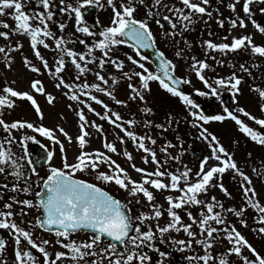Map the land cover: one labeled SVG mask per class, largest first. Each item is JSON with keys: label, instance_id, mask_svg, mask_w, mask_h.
<instances>
[{"label": "snow or ice", "instance_id": "1", "mask_svg": "<svg viewBox=\"0 0 264 264\" xmlns=\"http://www.w3.org/2000/svg\"><path fill=\"white\" fill-rule=\"evenodd\" d=\"M29 4H34V7L29 8ZM105 6L111 9L110 23L97 32L94 26L85 22V9ZM211 6L212 0H104L103 3L101 0H0V16L9 14L6 10L10 9V17L14 21L13 26L0 20V29H3L0 30V54L5 67L12 69L14 54L24 49L23 41L17 37H26L32 57L38 63H34L28 55H22L24 66L37 77L47 75L52 78L53 86L63 90L62 94L76 103L77 107L69 104L68 108L76 113L79 129L73 137L62 126L53 129L42 122L5 119V114L17 107L18 100H27L38 119L43 121L44 112L34 94L44 95L49 104L55 97L46 90L41 79H32L29 90H18L7 82L0 89V129L3 131L0 136V178H3L0 182V229L6 230L11 237L13 264H168L167 258L171 253L162 250L160 244L191 253L185 256L186 264H237L236 260L230 259L233 256L239 258V264H264V254L229 219L234 216L240 225L247 228L246 213L254 209L252 218L260 226L251 230L264 238V202L253 178L241 170L234 153L225 148L205 126L230 118L240 132L264 146V132L249 126L239 113L261 128H264V118L251 115L243 107L234 111L227 105L223 107L222 114H205L201 105L182 88V85L191 84V80L187 76L176 75L177 63L163 50L157 49V38L152 30V24L164 30L166 23L168 29L163 31V36L171 39L179 36L184 39L185 48H191V42L184 38V33L194 30L201 21L207 25L213 18L209 10ZM254 7L264 16V0H229L227 8L232 15L225 18L229 25L227 33L237 28L246 29L250 23L258 33L264 34V23L254 18ZM58 14L74 17L76 32L84 34L85 38L80 39L75 33L57 35L51 25L55 24L60 33H64L67 27L66 21L58 19ZM225 19L217 16L219 28H224ZM208 34L214 35L211 31ZM228 34L222 37L221 42L203 40L200 47L204 50V58L185 55V48H178L174 53L175 58L190 59L189 69L205 87V90L195 91L203 97H215L222 105V90L227 89L235 97L240 92L239 86L244 77L235 70L228 76L209 77L208 73L215 74L216 66L225 63L212 53L250 50L253 56L264 57V44L255 43L253 34L233 35L230 42ZM88 38H92L91 42ZM77 41L84 46L83 51L68 46ZM121 46L130 48L131 53L124 52L121 58ZM41 49L55 54L51 64ZM141 49H157L155 69L147 66L149 57L143 55ZM209 59L214 63L210 64ZM69 64L72 76L66 78ZM129 64L134 67H127ZM231 66L233 69L237 67L234 64ZM238 67L251 75L243 63ZM109 68L112 71H108ZM89 75L94 77L93 81L88 79ZM121 82L128 90L126 98H118L117 95ZM152 82L158 83L162 90L182 103L188 113L185 121L198 131L197 139L208 144L210 155L200 159L195 172L182 163L181 154H169V148L176 147L171 141L161 146L164 158L160 159L155 148L157 139L147 132L141 134L136 131L137 125L145 129H159L161 135L169 131L173 124L178 129L179 121L171 113L161 123H155L153 119L138 121L136 113L131 118H125L101 98L107 97L122 107H129L130 102H139L143 104L139 112L154 116L153 108L146 100ZM252 90L264 100V89L254 85ZM93 104L99 105L102 111ZM260 109L264 112V103ZM86 111L113 129H118V132L112 133L115 139L110 141L103 123L90 120ZM29 130L33 134H29ZM35 134L51 142V146H46L49 150L43 158L48 167L45 176L39 175L33 160L27 155L28 142L39 143ZM94 134L101 139V148H89ZM176 139L182 146L183 140L179 135ZM73 141L78 153L70 160L65 142L71 145ZM117 141L121 146L131 141L143 153L142 163L154 167L138 166L132 152L127 147L118 148ZM17 145L21 149L19 155L13 150ZM114 155H122L140 179H133L128 169L113 158ZM57 158L59 166L54 162ZM169 161L179 163L180 167L171 170ZM253 171L256 178L264 183V170ZM227 172L236 174L234 181L239 177L242 199L239 207H226L215 195H208L211 189L219 188L225 198L233 199L223 182ZM80 174H87L96 182L82 178ZM101 184H114L127 196L122 200ZM153 189L155 192L178 195H166L165 208L164 204L157 202ZM141 198L145 210L133 214L132 204L140 205ZM31 210L37 214L25 221L23 217L29 216ZM181 213L188 218V222ZM16 216L22 219L17 222ZM165 216L166 222L161 224ZM38 232L51 234L55 239L38 237ZM79 232H89L90 235L87 239L77 240L74 234ZM181 232L186 234L185 239L173 235ZM105 238H108L107 243ZM224 241H227L226 245H223ZM7 243L0 237V255L5 252ZM217 244L223 245L222 252L215 247ZM56 246L62 250H57ZM147 250L155 252L158 258L154 261ZM0 264H7V261L0 259Z\"/></svg>", "mask_w": 264, "mask_h": 264}, {"label": "flooded vegetation", "instance_id": "2", "mask_svg": "<svg viewBox=\"0 0 264 264\" xmlns=\"http://www.w3.org/2000/svg\"><path fill=\"white\" fill-rule=\"evenodd\" d=\"M103 2L104 0L102 1V3ZM228 2L229 0H212V6L210 7L209 10L212 11L213 18L208 21V24L205 25L201 21L195 25L194 30L184 33V38H186L188 41L191 42V48H185L184 39L179 36H177L175 39L165 38L162 33L164 30L168 29V25L166 23L164 26V30H161L155 24H152V30L157 38V48L159 50H163L169 58L175 60V62L177 63L176 75L187 76L191 80V84L185 85L186 87L185 92L192 95V97L201 105V108L207 107L208 109L214 110L217 114H222V109L225 105L229 106L230 109L234 111L239 107H243L247 112L251 113V115L256 116L257 118H264V112H262L260 109V105L264 103V100H261L258 93L252 90L254 85H257L260 88L264 89V57H259L258 55L253 56L250 53V50L249 51L240 50L237 52H229L227 54H221L219 52L212 53V55H215L217 59L225 60V63L223 65L216 66V73L215 74L208 73L209 77H213L214 75L228 76L233 70L237 71L238 75H242L244 77L241 85L239 86L240 92L236 94L235 97H233L232 93L227 89L222 90V99L224 101V104L222 105L221 102L217 100L215 97H203L200 96L195 91L196 89L205 90V87L203 83L189 69L188 65L189 63H191L190 59L189 60L178 59L175 58L174 56V53L178 48H185V55H195L198 58H204V50L200 47V43L203 40L212 39L215 42H221L222 37L228 34L227 29L229 25L227 19L225 18L232 15L230 10L227 8ZM107 8L108 7L105 6L104 8L95 9L96 18L99 12L101 13L103 11H106ZM254 10L256 11V16L254 18L264 23V16H262L259 13V11L255 9V7ZM238 11H239V6H238ZM142 14L143 13L141 12L140 15L142 16ZM218 15L219 18L225 19L224 28H219L216 24V18ZM241 15H243V13H241ZM205 19L207 18L205 17ZM209 31L214 33V35L209 36L208 34ZM248 33L253 34L255 43L264 44V34L258 33L250 23L248 24V27L246 29L237 28L232 30V32L228 34V41L229 42L231 41L233 35H241ZM123 50L129 51L131 49L126 46L123 48ZM147 62L152 66L153 69H155L154 66L149 61ZM208 62L210 64L214 63V61H212L211 59H209ZM241 63H243L246 67L249 68L251 75H249L248 73H244L239 69L238 66ZM233 64L237 66L235 69H233L231 66ZM253 65H258V66L254 67ZM173 100L182 105V103L177 98L173 97ZM239 115L241 119H244L245 122L249 124V126L253 127L258 131L264 132V128H261L260 126L256 125L254 121L247 119L243 115V113H239ZM210 123L214 124L218 122H210ZM221 123L222 126L225 124V130L223 128V132H221L222 134L220 135L217 133L218 135L217 137L219 138L220 142L224 145L225 148H227L231 153H234V159L238 162V165L240 166L241 170L245 171L249 176H251L256 180L260 191L263 193V196L260 197V199L262 202H264V183H262L260 180L256 178V172L253 171V169H256L257 171L264 170V146L258 144L257 142L252 141L245 134L240 132L238 126L230 118L225 119ZM151 133L152 132H150V134ZM29 134H33V133H31L29 130ZM2 135H3V131L2 129H0V136ZM35 135L39 143L43 144L44 146H51V142L49 140H47L44 137H41L39 134H35ZM194 140H197L198 144L200 142L202 143L200 147H198L197 142L194 141V143L187 145V149L196 148L197 150H199L200 159H202L203 157L207 156L208 152H210L208 144L201 139H197V137H194ZM39 143H37L36 141H29L28 146L31 144H39ZM13 150L18 155L21 154V149L18 145L14 146ZM48 150L49 147H47V149H39L37 150V152L34 151L35 153L34 157H31L29 149L27 152V155L33 160L34 165L37 168L40 176H45V174L48 171L47 163L43 159L46 156ZM77 153H78V149L71 151L68 150L69 159L71 160ZM257 161L260 163L258 164ZM54 162L56 163L57 166H59L60 162L58 158L55 159ZM199 163L200 160L199 162L194 161L193 165L198 169ZM25 167L27 168V164H25ZM80 175L82 176V178L93 180V178L91 176H88L87 174H80ZM235 175H236L235 173L227 172L224 174L223 177V182L225 184V187H227L228 190L233 195V199H227L224 196L218 197V199L222 200L225 203L226 207H230V206L239 207L242 204V199L238 185L239 177L237 176L236 180L234 181L233 176ZM33 179H36V177L33 176ZM0 182H3V178H0ZM93 182L96 181L93 180ZM101 186L105 187L107 191L113 193L118 198L124 200L123 190H121L120 194H117L116 192L112 191L104 184H101ZM216 190H219V188L211 189L208 195L210 196V194H212ZM21 198H23V196ZM6 199L7 197H5V200ZM132 213L133 214L137 213L136 211L133 210V207H132ZM254 213H255L254 209H250L246 213V216L248 218L247 228L239 224L238 218L234 216H230L229 219L231 220L232 223L236 224V227L246 236V238L253 244L254 247L257 248L258 251L264 252V246L255 242L253 238V237H257L258 235H256L255 232H253L251 229L260 226L256 224L254 219L252 218ZM36 214L37 213L35 212V210H31L29 216L23 217V219L25 221L29 219H33ZM194 214H196V210H194ZM15 219L17 220V222H19L22 218L20 216H16ZM185 220H187L188 222V218L186 216H185ZM194 230H196L195 226H194ZM37 235L38 237L47 238L49 240L55 239L54 236L46 232H38ZM89 235L90 233L87 232H79L74 234V238H76L77 240H83V239H87ZM0 237H3L5 240L8 241L6 250L2 255H0V259L7 261V264H13V246H12L11 237L9 236L8 232L3 229H0ZM185 238H186V234H184V236H180L178 239H185ZM105 243H107L106 239H105ZM226 244L227 241H224L223 245ZM223 245L217 244L215 247L222 252L224 250ZM159 246L162 250L166 249L171 253V255L167 258L168 264H186L185 256L191 254V253L178 251L168 244H160ZM56 249L62 250L59 248V246H56ZM147 251H149V254L153 256L154 261L158 258L155 252H152L151 250H147ZM38 259H42V257L38 256ZM230 259L236 260L237 264H239V258L233 256Z\"/></svg>", "mask_w": 264, "mask_h": 264}, {"label": "rangeland", "instance_id": "3", "mask_svg": "<svg viewBox=\"0 0 264 264\" xmlns=\"http://www.w3.org/2000/svg\"><path fill=\"white\" fill-rule=\"evenodd\" d=\"M102 1L103 0H101V2ZM28 7L33 8L34 4H29ZM6 12L9 14H5L3 16H0V20L6 21L9 25L14 26V21L10 17L11 10L10 9L6 10ZM111 15H112V13H111L110 8H107L106 11H103L101 13L99 12V14H97V21L99 23L98 27H95V30L97 32L102 30V28L104 26L109 25ZM58 19L62 20V21H66L67 27L64 30V33H60L59 30L56 28L55 24L51 25L53 30L57 32V35L63 34L65 36H68L72 33H75L76 37H78L80 39L85 38L84 34L76 32V29L74 26V17L68 18L67 16H59V14H58ZM85 22L89 26H92L89 23L88 19H86V18H85ZM0 30H3V29H0ZM17 38L21 39L23 41L24 49L22 52H18V53L14 54V63H13L12 69L9 70L5 67V62L3 60L2 54H0V89H2L5 85V83L7 82V83L11 84L13 87L17 88L18 90H29L30 81L34 78H39L44 82L46 90L53 94V96L55 97V100L53 101V103L49 104L44 95L34 94L35 98L37 99L38 103L41 105V108L44 112L43 121H40L38 119L33 107L31 106L30 102H28L27 100H18L17 101V107H15L14 110H12L10 113H6L5 119L9 120V121H10V119L11 120L12 119H24V120H29V121L37 123V124L42 122L45 126L53 128V129H55L57 126H62L65 128V130L70 135L75 137L79 132V129L77 126L78 120H77L76 113L74 111H72L71 109H69L68 105L72 104L73 108H75V107H77L76 103L67 99L62 94L63 90H58L53 86L52 78L48 77L47 75L37 77V75L35 73H32L31 71H29L24 66L22 59H21L22 55H28L31 59H33L34 63H38V61H36L35 58L32 57L31 51L28 47L27 38L26 37H17ZM88 39H89V42H91L92 38H88ZM0 42H2V41H0ZM49 43H51V41H49ZM68 46L74 47L78 51L84 50V46L79 44L78 41L75 44L70 43ZM124 47H126V46H121V48H120L121 58H123V53L127 51V50L126 51L123 50ZM41 51L49 59V62L51 64L55 54L51 51H45L44 49H41ZM127 52L131 53V50H129ZM96 55L97 56L100 55L99 51L96 52ZM146 64L150 69H153L152 66L148 62H146ZM127 67H134V66L129 64V65H127ZM68 68H69V70L65 74L66 78H70L72 76V70H71L72 66L69 64ZM126 70H127V68H126ZM136 70H138V69H136ZM108 71H112V69L109 68ZM88 79L90 81H93L94 77L89 75ZM13 81L15 83H12ZM127 94H128V90H127L126 84L124 82H121L120 85L117 87L118 98H126ZM171 97L172 96L169 93H167L166 91L162 90L159 87L158 83H156V82L151 83V91L146 94V100L148 101V106L153 108V111L155 114L154 116H145L142 112H139L138 109L143 107V104H141L139 102H130L129 107H122V106L115 105L114 102L108 100L107 97L102 96L101 98L105 99L106 102H108L110 104V106L113 107L115 110L120 111L121 114L125 118H131L132 114L136 113V119L138 121H140L142 119H153L155 123H161V122H164L165 116L168 113H171L173 115V117H175L179 121V128L178 129H177L176 124H173V126L169 129V131H167L161 135L159 129L151 128V131H150V129H145L142 125H137L136 131L141 133V134H144L145 132H147L148 134H150V132L153 133V134L151 133L150 135H152L154 138L157 139V145L155 146V148L157 151L158 158H160V159L164 158L163 154L160 151L161 146L164 145L166 141H171L173 145H176V147L169 148V150H168L169 154H171V155L181 154L182 163L184 165H187L188 167L192 168L193 172H195L197 170V168L193 165L194 160L187 153V145L194 143V141H196L198 144V141L194 140V137H197V135H198V131L196 129H193L185 120H182L179 118L180 114L183 115L184 117H186L188 115V113L186 112L184 106H182L178 102L174 101ZM93 106L96 107L97 110L102 111V109L100 108L99 105L93 104ZM86 114L88 115L90 120L96 119L97 123H103L104 130L108 134V139L110 141L115 139L112 133L118 132L119 131L118 129H113L111 125H109L108 123H105L103 121L98 120L91 113H87V111H86ZM205 126L209 128V131L211 133H215L216 136H218L217 133L219 135L222 134L221 132H223V128L225 130V124L222 126L221 122L214 123V124L209 123ZM91 131H93L95 133V130H91ZM120 135H123V133H120ZM177 135H179V137L183 140L182 146L180 145V143L176 139ZM60 139L63 140L64 137L62 135H60ZM190 139H192V140H190ZM201 144L202 143L200 142L198 144V147H200ZM65 147L67 150H70V151L78 149L75 141H73V143L71 145H69V144H67V142H65ZM101 147H102L101 146V139L97 135L94 134L89 148L90 149H96V148H101ZM117 147L118 148L127 147V150L132 152L133 157H134V162L138 166L147 167L149 169H152L154 167V165H152V164L144 165L142 163L141 156L143 155V153H141L139 150H137L135 148V145L132 144L131 141H129L126 146H121L119 144V142L117 141ZM209 155H210V152L207 153V156H209ZM113 158L116 159L123 167L128 169V171H129V173L133 179H137V180L140 179V175L138 173L134 172L129 167V162L122 155H114ZM212 163H215V161H212ZM257 163L259 164L260 162L257 161ZM168 167L171 170H174L175 168L180 167V164L175 162V161H169ZM253 181H254V185H255L258 193L260 194V197H262L263 193L260 191L259 186H258V184L254 178H253ZM104 185L107 186L112 191L116 192L117 194L121 193V189H118L114 184H104ZM153 191L156 195L157 202L164 204L165 208L167 207V204L164 200V197L168 194L178 195V193L155 192L154 189H153ZM211 195H215L217 198L219 196H223V194L219 190L214 191L212 194H210V196ZM126 196H127V193H125L123 191V199H125ZM132 207H133V210L136 212L145 210L143 198H141V204L140 205H137L133 202ZM181 215L184 216L183 213H181ZM166 219H167V217L165 216L164 218L161 219L160 223L164 224L166 222ZM184 220H185V216H184ZM185 222H187V220H185ZM173 235H175L176 238H179L180 236H184L183 232H181L179 234L173 233ZM253 238H254L255 242L264 246V238H260L259 236L253 237ZM261 253L264 254V252H261Z\"/></svg>", "mask_w": 264, "mask_h": 264}, {"label": "water", "instance_id": "4", "mask_svg": "<svg viewBox=\"0 0 264 264\" xmlns=\"http://www.w3.org/2000/svg\"><path fill=\"white\" fill-rule=\"evenodd\" d=\"M94 13H95V9L94 10L93 9H85V16L91 20V23L92 24H95L96 23L95 19L93 18ZM156 50L157 49H141V53L143 55L148 56L149 57V60L152 63H154L155 66L158 63V59L156 57ZM182 88L185 91L184 85H182ZM202 110L205 112V114L212 115V113H210V111L206 107H204ZM29 149H39V147H37V146H34V147L33 146H30ZM190 154L193 156L194 159H196V160L199 159L198 153L196 151L191 150L190 151ZM105 239L108 240V238H105Z\"/></svg>", "mask_w": 264, "mask_h": 264}]
</instances>
